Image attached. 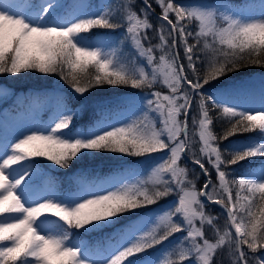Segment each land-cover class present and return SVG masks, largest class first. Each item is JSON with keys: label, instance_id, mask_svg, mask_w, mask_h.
<instances>
[{"label": "snow or ice", "instance_id": "snow-or-ice-1", "mask_svg": "<svg viewBox=\"0 0 264 264\" xmlns=\"http://www.w3.org/2000/svg\"><path fill=\"white\" fill-rule=\"evenodd\" d=\"M135 2L113 0L97 13L68 19L58 14L59 0H0V76L55 74L81 97L103 85L149 90L118 101L126 111H138L119 125L106 122L104 101L95 120L80 124L87 105L73 108L61 96L47 122L3 144L0 264H223L219 254L229 264H264V89L258 109L239 108L229 101L251 85L224 82L247 68L264 69V0L237 9L154 0L156 26L150 21L153 0H142L139 12ZM249 132L260 136L230 140ZM96 152L147 157L149 171L107 187L76 173L68 177L75 191L60 193L35 160L68 169L74 159ZM254 158L262 159L254 165ZM245 161L237 175L232 166ZM38 175H46L45 187L33 199L28 193ZM170 196L176 199L159 204ZM210 204L223 210V228L219 215L207 210ZM124 214L136 219L122 223ZM104 229L113 232L103 244L97 241L102 258L92 259L79 238ZM177 233L183 235L170 241Z\"/></svg>", "mask_w": 264, "mask_h": 264}, {"label": "rangeland", "instance_id": "rangeland-1", "mask_svg": "<svg viewBox=\"0 0 264 264\" xmlns=\"http://www.w3.org/2000/svg\"><path fill=\"white\" fill-rule=\"evenodd\" d=\"M101 1H103L104 4L113 2V0H101ZM83 3H84V0H74V6H79V7H73V9H71L68 12V16L66 18L71 19L73 15H84ZM192 5L193 4H189L187 6H192ZM213 6L218 7L221 5H214V4H212V5H200V4H197L196 6H193V7H213ZM134 7H135V10L137 12H139L140 8L137 6L136 2H135ZM99 10H100V8L95 13H97ZM108 39L110 41L115 40L113 35H110L108 37ZM251 83H255V81H252ZM12 91H13L12 87L8 86V88H7V87L2 86L0 84V103L4 99L8 98L9 95L12 93ZM145 92L146 91L142 92L141 90H137V91H133V93L130 95L131 96H142V95H144ZM161 92L162 93L166 92L165 94H167V89L162 90ZM19 96L21 97V95H19ZM244 96L251 98V97H253V93H247ZM57 105H58V103H50V97L49 96H47L46 99L38 98V97H33L31 99L29 98L28 104L26 105L27 107L24 106V103H22V102L19 103V108L25 109L27 112L21 111L19 113L22 116H17V117L11 115V113L8 112V109L6 108V106L3 105L0 108V149H2V146L6 141H10V140L20 136L21 134L34 129L38 125L47 122L50 119V117L54 114V112L56 111ZM235 106L239 107V108L258 109L260 107V104H259V106H255V105H251L248 101L239 100V103L236 104ZM46 109H48L47 113L43 116ZM4 114L6 115V117L3 116ZM126 119H127V117H126V113L124 111H116V112L111 114L112 124H120L121 122L125 121ZM188 121H189L190 135H191V132H192L191 114L189 116ZM196 140L198 141V137H196ZM247 140L248 139H239V141H241V142H244ZM197 148H198V144H197ZM97 153H101V152L92 153L91 155L97 154ZM101 154H103V153H101ZM114 154L117 155L118 153H114ZM157 157H159V156H157ZM147 161H148V159H142L141 160L142 164L147 163V168H145L146 174L149 171V163ZM205 163H206V161H205ZM206 166H207V164H206ZM13 168H15V165L13 166ZM190 175H192L191 171H190ZM213 176H214L213 179H215V173H213ZM139 178H140V176H139ZM131 181H132V178L130 179V177H128L127 182H131ZM31 194H32V190H29L28 195H31ZM32 198L35 199L37 197L32 196ZM124 215H127V214H124ZM209 234H211L212 236L214 235L211 230L206 229V235L209 236ZM176 235L178 238L179 236L183 235V233H177ZM90 258L100 259L101 257L90 255ZM217 259L222 260L223 264H229L228 259L223 254H219L217 256Z\"/></svg>", "mask_w": 264, "mask_h": 264}, {"label": "trees", "instance_id": "trees-1", "mask_svg": "<svg viewBox=\"0 0 264 264\" xmlns=\"http://www.w3.org/2000/svg\"><path fill=\"white\" fill-rule=\"evenodd\" d=\"M208 1H212V0H208ZM228 1H233V0H228ZM66 3V0H62V4H65ZM136 4L139 8H141L143 6L142 2L140 0H136ZM153 8H154V12H156L157 14L160 13V9L158 6L155 5L154 3V0H153ZM150 21L151 23L156 26L158 24V21H157V16L152 14L150 16ZM95 33H98V32H106L107 30H93ZM122 32V30H119L117 31L116 33H114L115 35H120ZM150 35H154V33H152L151 31L149 32ZM158 42L157 40H153L152 43H156ZM131 52V48L129 45H125L124 46V53L125 55L129 54ZM181 55H182V51H181ZM258 71H262L264 72V69H261V68H257V67H252V68H247V69H244L242 70L240 73H232L230 74L228 77L224 78V82H227V81H230L232 79H235L237 77H240V76H247V75H250L251 73H254V72H258ZM8 75H3L1 76V78H6ZM10 78L13 80V81H16L17 83H19V87L20 86H23V87H26V86H43V85H54V86H58L60 87L61 89H65L64 91L66 92L67 94V100L69 102H72L73 104H77L79 103V100L82 99L81 96H79V94L73 92V90L69 87L68 84H66L64 81H62L58 75H44V74H41V73H36V72H27V73H21V74H18L17 76L13 77V76H10ZM166 88H164L162 85H157V90L159 91H162V90H165ZM138 89H131V88H123V87H112V86H109V85H103L99 88H92L90 89V93H95V94H98L100 92H114V93H120V92H131L133 93V91H137ZM144 91H149V90H144ZM166 92H164L165 94ZM214 130L219 134L221 131H222V127H221V122L217 121L215 124H214ZM248 134H254V135H259L260 133L259 132H249V133H243L241 135H237V136H234V137H238V136H245V135H248ZM225 142V141H224ZM224 142H222V145H224ZM103 153V154H101ZM101 153H97V154H93V155H89V156H85L83 159H74L71 164H70V167L68 169H60L58 168V166L52 164L50 161H47V160H44L43 158H35L36 161L40 164V166L42 167L43 170H48V171H52V172H55V173H64V172H72L74 171L77 167H79L82 163L84 162H87V161H90L91 159H114V158H117V159H129V160H134L136 159L137 157H128V156H124L123 154H114V153H109V152H101ZM189 168L191 169L192 167H194L193 165L191 164H188ZM163 201V200H161ZM75 231V230H74ZM81 233L83 232V230H79ZM92 233L90 234H87V235H91ZM82 236H86V235H82Z\"/></svg>", "mask_w": 264, "mask_h": 264}, {"label": "bare ground", "instance_id": "bare-ground-1", "mask_svg": "<svg viewBox=\"0 0 264 264\" xmlns=\"http://www.w3.org/2000/svg\"><path fill=\"white\" fill-rule=\"evenodd\" d=\"M90 113H91L92 116H95L96 115V107L95 106H92L91 107Z\"/></svg>", "mask_w": 264, "mask_h": 264}]
</instances>
